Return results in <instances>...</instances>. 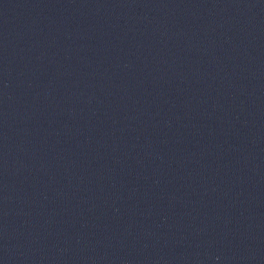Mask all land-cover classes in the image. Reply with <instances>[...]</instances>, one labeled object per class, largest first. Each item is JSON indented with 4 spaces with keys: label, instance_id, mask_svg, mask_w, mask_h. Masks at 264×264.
<instances>
[{
    "label": "water",
    "instance_id": "1",
    "mask_svg": "<svg viewBox=\"0 0 264 264\" xmlns=\"http://www.w3.org/2000/svg\"><path fill=\"white\" fill-rule=\"evenodd\" d=\"M79 0H0V117Z\"/></svg>",
    "mask_w": 264,
    "mask_h": 264
}]
</instances>
